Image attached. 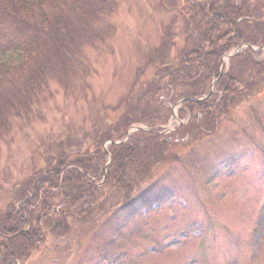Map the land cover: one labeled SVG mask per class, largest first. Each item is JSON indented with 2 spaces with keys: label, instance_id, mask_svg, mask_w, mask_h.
Segmentation results:
<instances>
[{
  "label": "rangeland",
  "instance_id": "1",
  "mask_svg": "<svg viewBox=\"0 0 264 264\" xmlns=\"http://www.w3.org/2000/svg\"><path fill=\"white\" fill-rule=\"evenodd\" d=\"M71 1L63 12L66 17L58 20L53 16L46 29H42L43 41L33 54L36 36L29 34L28 39L34 49L18 53L22 44L12 30L13 23H6L8 18L0 16V40L6 41L5 47L11 46V50L6 49L9 66L19 71L17 92L39 93V103L34 101L30 107L34 114L26 115L29 118L32 115V119L13 114L8 118L13 121L10 130L2 134L0 215L14 202L15 187L43 170L42 160L52 152L57 154L56 144L65 146L69 133L73 143L67 150L78 155L92 145L97 133L107 136L104 146L112 148L109 142L123 139L116 135L129 123L160 130L170 127L175 130L163 137L177 139L175 150L180 149V141L204 138L199 137L188 148L182 146L183 153L175 151L181 157L174 159L175 155H171V162L164 164L155 184L146 185L138 198L161 200L145 206L132 225L140 236L134 241H123L126 255L120 261L119 256L110 257L100 264H133L137 261L133 255L138 257L142 249L158 253L151 256L156 264H264V89L258 98L228 108L212 127L206 113L219 112L212 104L223 92L220 75L211 78L213 67L206 66H196L188 75L184 68L180 70L181 55L195 47L192 42L200 39L205 29L201 17L200 21L192 17L198 8L193 10L188 4L194 0ZM228 2L246 4L252 12L253 7L260 6L255 14L263 16L253 19L264 21V0ZM249 30L253 34L262 32L255 24L247 26L246 32ZM11 41L14 44H8ZM207 44L197 47L209 49ZM214 44L221 46L224 42L216 38ZM249 44H254L252 39ZM235 50L225 53L236 54L229 60L225 57L227 72L232 64L264 60V49L255 54ZM222 56L216 72L221 69ZM198 72L200 78H190ZM256 74L254 71L252 84L264 80ZM234 86L239 88V83ZM171 91L175 92L173 98ZM177 96L180 99L176 102ZM186 97L203 99L199 102L207 100V107L191 110L181 101ZM3 99L1 103L6 102ZM168 119L173 120L168 123ZM202 127L210 133L197 134L196 130ZM129 131L130 128L124 136ZM132 135L121 142L127 143ZM143 136V133L136 135ZM148 150L145 147L143 152ZM106 159L101 162L102 167ZM123 162H132V157L125 156ZM95 179L103 185L104 180ZM118 187L119 184L107 189L103 199L115 205L121 194ZM27 197L24 195L21 200ZM57 208L55 204L54 209ZM96 218L91 214L82 222H88V226L71 229L62 236L45 227L44 242L36 243L39 250L30 260L20 258L19 264H98L99 247L109 249L105 245L109 233L106 224L99 228ZM69 224L78 225L72 218ZM143 259L145 262L146 258Z\"/></svg>",
  "mask_w": 264,
  "mask_h": 264
},
{
  "label": "trees",
  "instance_id": "2",
  "mask_svg": "<svg viewBox=\"0 0 264 264\" xmlns=\"http://www.w3.org/2000/svg\"><path fill=\"white\" fill-rule=\"evenodd\" d=\"M69 2L72 1L0 0V16L8 18L5 20L6 23H13V29H11L18 37L19 44H22L17 52L24 53L34 46L36 47L33 48L32 54L36 49L39 51L43 41V30L46 29L50 18L55 16L60 20V18L66 17V13L63 12L65 9L67 11ZM218 2L217 0H194L193 4H188V6L191 5L190 8L193 10L194 7L198 8L195 15L192 13V17L196 18V21H200L199 18L201 17L205 29L200 34L201 38H195V41L192 42L196 43L195 47L186 49L179 59L182 65L180 70L184 68L187 75L190 70L196 69V66L197 68L206 66L209 69L216 67L214 70L211 68V78L216 74L219 76L220 71L216 72V69L218 71L220 57L224 56L226 52L245 42L249 43L251 39L254 45H264V21L253 19V17L261 19L260 17L263 16L259 17L256 15L260 14H255V12L260 11V6L253 7L254 11L252 12L250 6L246 4H230L227 3V0L223 3ZM253 24L257 25L262 32L259 34H253L250 30L246 32L247 26L250 27ZM3 25L5 26L4 20ZM29 34H32L33 37L36 36L34 37L33 47L32 42L28 40ZM216 38L218 42H224V44L216 46L214 44ZM24 40H28V42L24 43ZM5 42L0 40V50H2L0 51V144L3 139V132L6 134L13 123V121L9 122L8 118L15 114L18 118L32 119L31 116L34 112L30 108L31 104L39 100L38 92L35 93L30 90L17 92L18 88L16 87L18 86L15 83L20 82V79L16 77L19 71H14L9 66L8 57L10 55H8L9 52L6 49L11 46L5 47ZM209 43H212V45H209ZM8 44L14 43L11 41ZM198 44H207L209 49H200L197 47ZM247 51L255 54L252 49H246ZM223 56L221 58L222 62ZM254 71L257 76L262 75L264 77V60L253 59L247 61V63L232 64L229 71L222 75L219 83L220 85L223 84V92L219 99L212 104L219 112L206 113L207 118L209 117L210 120L208 123L212 127L218 124L219 116L226 113L225 111L228 108L237 103L242 104L247 99L258 98L263 93L260 92L264 89V80L257 82V84L256 82L253 84L250 82L255 80ZM12 72L16 73L9 76ZM197 76H199V72L195 76L188 77L193 79ZM198 78L200 76L196 79ZM236 82L239 83L237 89L234 86ZM7 84L9 85L6 86ZM170 93H172L171 98H173L175 92L171 91ZM184 96L188 95L182 97ZM3 98L6 102L1 103ZM179 99L177 96L174 101L177 102ZM184 104H187L189 109L192 110L194 107H207L208 102L207 100L204 102L186 101ZM30 112L32 115L29 118L26 115ZM184 112L185 110L180 111L182 116ZM130 125L131 123L125 125L116 136L124 138V133ZM196 131L197 134L207 135L210 133L205 127ZM137 133H143L144 136L137 138ZM101 134H96L91 146L89 145L81 153L76 152L80 154L74 155L69 154L67 150L68 145L71 146L73 143V136L69 133L64 140L65 146L56 144L58 153L54 154L52 152L53 154L50 153V157L46 156L42 160L44 169L39 173L35 172L34 176L15 187L12 195L13 200L15 199L14 202L11 203L9 209L3 215H0V263L18 264L16 259L20 260V258L30 260L35 251L40 248V245L36 243L45 240V227L52 229V232L58 231L55 234L62 236L61 234H67L71 229L73 231L88 226V222H82L86 221L91 214L96 215L99 228L106 224L107 234L109 233L105 244L109 249L104 246L99 247L98 255L101 260L98 259V264L102 260H110V257L119 256L118 261H120V257L125 256L127 253L123 241L126 239L134 241L137 236H140V234L136 235V229L132 228V225L141 215L143 208L161 200V198H156L153 202H150L151 199L148 197L141 200L138 198L142 197L141 192L147 184L150 187L155 184L154 179L164 164L171 162V155H175L174 159L180 158L181 156L177 152L182 151L183 153L185 151L184 147L188 148L198 142L199 137L204 138L203 136H197L198 139L188 140L187 143L180 141V149L175 150L178 146L175 138L163 137L164 135L158 133L136 132L129 138L127 143L114 144L109 149L112 162L108 166L106 174L109 157L104 144L108 137ZM132 145L133 147H131ZM182 146L184 147L182 148ZM145 147H149L148 152H143ZM137 154H139L137 158L133 159V156ZM141 155L142 158H140ZM125 156L132 157V162H123ZM103 159H106V163L102 167L101 162H103ZM89 168L91 169L89 170ZM105 175L106 180L103 185H99L97 183L98 179H95V177L103 181ZM117 184H119L118 192L121 194L118 201L114 203L115 205H112L110 203L113 201L107 198L103 199V193ZM24 195L28 196L27 199L21 200ZM19 200L21 201L18 204ZM55 204L58 205L57 209H54ZM101 215H104V218H101ZM71 218L75 224H78L77 226L74 227L73 224H69ZM60 228L62 229L59 230ZM141 237L143 238V235ZM144 239H148L146 235ZM138 252V257L136 254L133 255L137 259L133 264H145V262L156 264L151 256L155 257L158 253L151 254L149 249H142ZM143 258H146L145 262Z\"/></svg>",
  "mask_w": 264,
  "mask_h": 264
},
{
  "label": "water",
  "instance_id": "3",
  "mask_svg": "<svg viewBox=\"0 0 264 264\" xmlns=\"http://www.w3.org/2000/svg\"><path fill=\"white\" fill-rule=\"evenodd\" d=\"M184 100H197V99L190 97V98H184L182 101H184ZM134 129L135 130H150L149 128H145V127H142V126L141 127H134ZM110 143H114V142L111 141Z\"/></svg>",
  "mask_w": 264,
  "mask_h": 264
}]
</instances>
